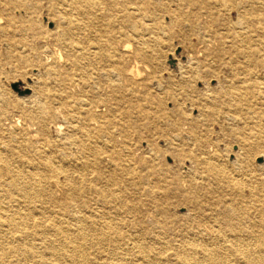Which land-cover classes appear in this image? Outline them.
Wrapping results in <instances>:
<instances>
[{
  "label": "rangeland",
  "instance_id": "374dc122",
  "mask_svg": "<svg viewBox=\"0 0 264 264\" xmlns=\"http://www.w3.org/2000/svg\"><path fill=\"white\" fill-rule=\"evenodd\" d=\"M123 1L127 3L120 0ZM186 1H133L151 16L150 20L142 21L153 29L151 39L142 36V56L135 54L134 40L127 34L133 19L116 13L118 22L114 28L126 35L119 36L106 50L116 53L122 44H128L120 66L135 65L133 75L138 82L131 84L122 79L115 91L100 76L94 84V100L104 113L113 107L106 117L111 121L109 129H120L114 140L120 143L126 135L131 148L119 158L115 153L121 150L120 146L99 151L95 155L96 168H85L83 178L73 182V192L64 193L63 184L61 187L64 175L59 174L51 189L52 197L41 201L44 212L33 211L28 222L37 248L43 250L44 239L49 236L57 240L59 254L69 253L68 241L73 235L69 239L65 233L78 231L81 218L84 222L92 220L94 226L80 241L87 261L77 256L73 264H141L139 244L165 259L166 264H180V252L202 256L200 242L211 248L222 241L228 243L236 235L239 239L236 248L248 247L252 251L257 241L264 242V187L258 179L264 171V104L253 103L251 118L242 114L243 111L241 119L231 117L235 116L233 63L237 61L233 60L231 49H220L219 45L218 27L225 26L232 18L234 21L235 14L231 10L222 16L214 7L210 14ZM0 13L11 19L7 26L0 27V101L9 102L1 113L18 118L17 127L26 123L32 132L39 134L36 119L28 112L30 104L22 96L33 91L35 99L49 101L46 97H50L55 102L52 106L64 108L62 102H56L60 90L68 88L62 83L63 68L68 61L65 50L54 44L55 30L58 32L54 16L58 9L52 0H0ZM138 25L141 27V21ZM65 37L71 41L69 34ZM77 40L78 46L87 43L85 36L79 35ZM92 51L89 48L87 53L88 65L96 66L99 63L93 59ZM186 54L196 57L195 69L190 70ZM125 73L129 75L128 71ZM52 121L60 123V129L57 133L52 128L49 130L47 148L56 156L60 150L74 152L76 148L71 141L77 135L69 127L72 119L68 123L53 115ZM121 124L125 125L123 129L119 128ZM64 134L72 138L63 141ZM238 148L239 156L235 160ZM208 158L220 159L226 167L221 180L205 170L203 160ZM202 177L205 179L201 180ZM231 179L241 182L234 186ZM2 187L0 200L7 202L9 197ZM38 221L45 227L41 229L43 234L35 229ZM53 221L62 225L65 233L51 235ZM105 224H111L112 228L98 240L97 235ZM218 230L223 232V240L219 242L211 237ZM3 231L0 254L2 247L11 245L10 236L15 232L6 226ZM202 235L205 241H200ZM189 240L196 242L191 245ZM27 261L30 260L18 261L10 255L0 258V264H27ZM198 262L208 264L204 259ZM65 263L67 260L60 256L44 264Z\"/></svg>",
  "mask_w": 264,
  "mask_h": 264
},
{
  "label": "bare ground",
  "instance_id": "6f19581e",
  "mask_svg": "<svg viewBox=\"0 0 264 264\" xmlns=\"http://www.w3.org/2000/svg\"><path fill=\"white\" fill-rule=\"evenodd\" d=\"M133 1L127 0V3L125 1L121 3L120 0H52L58 9V13L54 16L55 29L58 31L55 30L54 44L65 50L66 59L68 60L63 68L64 73H62V83L67 84L68 88L60 90V93L57 94L58 101H56L58 103L62 102L61 105L64 108L57 105L52 106L55 102L50 97H46L49 98V101H47L48 99H35L33 91L22 96V99L30 104L31 109H28V112L36 119L37 133L40 132L36 134L30 130L29 124L23 123L21 127H17L20 121L18 118L12 119L6 113L2 114L1 110L8 107L9 102L0 101V186H3L2 191H4L5 196L9 197L7 202L0 200V236L4 232L3 226L8 229L12 227L15 231L10 236L11 245L2 247L4 250L0 254V258L3 255H10L11 257H17L18 261L30 260L27 261L29 262L27 264H44L46 261H56L61 256L67 260L65 264H73L78 258L77 256L79 258L85 256L80 241L86 238L89 230L94 226L92 220L86 222L82 218L80 221L78 220L81 222L80 226L77 228L78 231L73 233L70 231L65 233L64 227L57 222L50 223L53 227L51 235L60 232H64L66 238L73 235L71 239L69 237L70 240L68 241L70 243L69 253L64 255L59 254L60 246L56 244L57 240L49 236L44 239L45 246L43 250L37 248L32 238L33 230L28 222L33 217V211L44 212L41 201L47 197H52L51 189L53 184L55 185L58 182L59 174L64 175L61 183V187L63 184L64 193L73 192L75 189L73 182L76 183L77 180L83 178L85 168H96L95 155L99 154V151L113 150L115 147L120 146L121 150L118 149V153H115L114 150L116 157L119 158V155L122 156V152H129L131 148L132 144L125 139L126 135L120 143L114 140V134L121 133V130H110L111 121L106 118L111 114L113 107L109 108L108 113L102 112L97 107V101L94 100V94H96L94 84L99 82V80L95 82L98 77L104 76L107 79L106 84L116 91L122 79L131 84L138 82L135 75H133L135 65L130 66V68L120 66L122 54L125 53L128 44H122L120 51L116 53L112 49L106 50V46L116 42L119 36L126 35L121 29L114 28L115 22H118L116 15L118 12L119 14L122 13L123 16L125 14V16L130 17L131 20L133 19L127 34L134 40L133 51L135 54L143 55L142 36L146 35L151 39L153 29L149 24L142 21L150 20L151 16L142 6L134 4ZM186 2L203 7L210 14H212L210 10L213 7L221 11L222 16L231 10L234 11V21L232 18V21L227 22L225 26L218 27L220 49H231L233 60L237 61L233 63L236 88L233 92L232 102L236 117H231L234 120L244 117L242 114L249 118L253 117V103L264 104V0H187ZM123 16H121V19ZM140 21L141 27L138 25ZM1 22L3 23L0 27L4 28L8 25V22H11V19L0 13ZM66 34L71 36V41H67ZM79 35L87 37L86 44L77 45ZM39 36L44 37L43 34ZM74 36H77V38H73ZM129 46L131 47V45ZM89 48H93V59L99 63L96 66L88 65L90 63L87 55ZM51 50L49 49V51ZM186 59L191 64L190 70L195 69L196 57L186 54ZM88 68L92 71H88ZM52 69H55V65ZM125 71H128L129 75H126ZM71 72H75L77 75L70 74ZM181 82L184 81L181 80ZM206 89L208 90V87ZM222 92L224 90L220 93ZM33 105L35 106L34 109L32 108ZM241 111H243L242 114ZM53 115L62 117L68 123L72 119L69 127L74 132L73 134L77 135L71 141L76 148L74 152L68 153L60 150V155L56 156L47 148L46 141L49 130L52 128L53 132L57 133L60 129V123L52 121ZM124 126L121 124L119 128L123 129ZM61 138L66 141L72 137L64 134ZM239 150L238 148L235 152V160L238 159ZM219 160L215 161L209 158L203 160L206 166L205 170L212 172L213 177L218 181L223 178L226 172V167ZM262 174L263 177L258 179L264 187V171ZM204 179L205 177L201 178V180ZM231 182L236 186L241 181L231 179ZM48 192L50 193L47 194ZM42 226L44 227L41 221L36 222L35 229L40 230L39 234L42 232ZM101 227L102 232L98 233V240L105 237L106 232L112 228V225L105 224ZM65 235L62 234V236ZM222 235L223 232L218 230L211 237L217 238L219 242V240H223ZM202 237L199 238L200 241H205L206 237L203 235ZM196 240L192 242L189 240V244L193 245L192 243H195ZM238 241L239 239L235 235V239L229 240L228 243L222 241L211 248H207L203 242H200V252L202 253L200 258L192 257L189 253L180 252L178 259L180 264L189 262L197 264L199 263L198 259L207 260L208 264H264L263 240L257 241V247L253 251L248 247L236 248L238 245H235ZM138 247L143 261L141 264L167 263L165 259L153 254L152 250H147L146 246L139 244ZM232 250H235L236 254L231 252ZM87 257H84L83 260L87 261ZM219 258H221V261H219Z\"/></svg>",
  "mask_w": 264,
  "mask_h": 264
},
{
  "label": "water",
  "instance_id": "95a60500",
  "mask_svg": "<svg viewBox=\"0 0 264 264\" xmlns=\"http://www.w3.org/2000/svg\"><path fill=\"white\" fill-rule=\"evenodd\" d=\"M23 91H20V93H22ZM25 92H27V91H25Z\"/></svg>",
  "mask_w": 264,
  "mask_h": 264
}]
</instances>
